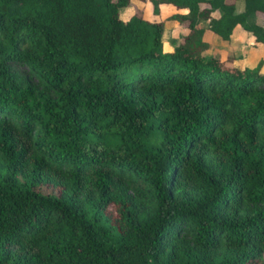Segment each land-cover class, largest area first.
<instances>
[{
	"label": "trees",
	"instance_id": "1",
	"mask_svg": "<svg viewBox=\"0 0 264 264\" xmlns=\"http://www.w3.org/2000/svg\"><path fill=\"white\" fill-rule=\"evenodd\" d=\"M144 2L0 0V264H264V0Z\"/></svg>",
	"mask_w": 264,
	"mask_h": 264
},
{
	"label": "rangeland",
	"instance_id": "2",
	"mask_svg": "<svg viewBox=\"0 0 264 264\" xmlns=\"http://www.w3.org/2000/svg\"><path fill=\"white\" fill-rule=\"evenodd\" d=\"M144 0L140 1V0H131V5L124 7L122 9L119 10V16L121 19L126 20L132 13L133 10H136V12L138 14L142 13L145 15L149 14L151 9L149 7L144 8ZM160 13L161 16L165 19V17H167L169 14L172 13V10L170 8H161L160 9ZM258 17V16H257ZM259 21H261L264 24V17L259 16ZM166 21H164V29H163V35H162V39H163V44H173L176 43L177 40L180 38L182 31H179L178 29L175 28V26L177 27L176 24H174L171 20H169L166 24ZM244 39V40H243ZM245 41V35L244 32L242 33V31L238 28H236V30L233 32L232 36H231V40L227 43H223L226 44V46H228L230 49H233L235 52L234 55L236 56V58L238 57V64L239 66L242 67H248L251 68L253 67L256 62H257V55H256V49L253 46V48L248 49L247 45L248 44ZM247 46V47H246ZM212 51L214 50L211 49ZM210 50V51H211ZM11 69L17 74V76H19L22 80H26V68L24 66H19V65H12Z\"/></svg>",
	"mask_w": 264,
	"mask_h": 264
},
{
	"label": "crops",
	"instance_id": "3",
	"mask_svg": "<svg viewBox=\"0 0 264 264\" xmlns=\"http://www.w3.org/2000/svg\"><path fill=\"white\" fill-rule=\"evenodd\" d=\"M235 1H236V8H237V10H240L241 9V0H235ZM213 16H217V12H215L213 14ZM254 21L256 23H258L259 25H261L262 27H264V24L261 21H259V18L257 16L254 17ZM167 23H169V22L166 21V24ZM205 24H206V22H201L200 23V25H202V26H204ZM175 28L178 29L179 31H182V28L179 25H177V27L175 26ZM238 29H240L242 31V33H243V30L241 28H238ZM235 30H236V28L234 29V31ZM231 36L229 37L228 40L222 41V40L218 39V37L216 35L210 33L208 30H205L204 33H203V39L206 40L208 43H210V49L207 51V54H210L211 53L210 50L213 49L216 46L222 47L226 52H232V53L235 52L233 49H230L228 46H226V44H223V43L229 42L231 40ZM244 42H246V43L249 42L248 44H245V45L248 46V47L246 46L248 49L253 48V46L255 47V49H256V55H257V61L260 60L262 62L261 71H263L264 70V45H262V44H253V42H251V41H246V38H245V41ZM235 59H236L235 60L236 65L239 66V64L237 63L238 62V57L235 58ZM239 67H242V66H239Z\"/></svg>",
	"mask_w": 264,
	"mask_h": 264
}]
</instances>
